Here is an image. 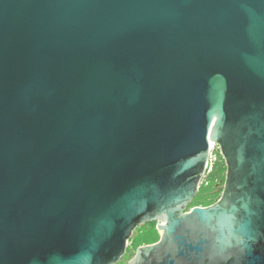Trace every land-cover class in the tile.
<instances>
[{
  "label": "water",
  "instance_id": "1",
  "mask_svg": "<svg viewBox=\"0 0 264 264\" xmlns=\"http://www.w3.org/2000/svg\"><path fill=\"white\" fill-rule=\"evenodd\" d=\"M150 223L128 264H264V0H0V264H118Z\"/></svg>",
  "mask_w": 264,
  "mask_h": 264
},
{
  "label": "rangeland",
  "instance_id": "2",
  "mask_svg": "<svg viewBox=\"0 0 264 264\" xmlns=\"http://www.w3.org/2000/svg\"><path fill=\"white\" fill-rule=\"evenodd\" d=\"M217 165H219V168L223 170V172L220 174L218 181H216L215 186L213 188V191H208L206 192L205 195H209L210 197L207 198L206 201H209L211 203L216 202L219 197L221 196L223 187H224V181H225V175H226V167L224 162H220ZM217 165H213L211 166V170L207 171V174L205 176V178L203 179V182L201 184V187L204 184H207V180H208V176L211 172H213V169H215V166ZM201 191V189H200ZM200 193V192H199ZM199 195V194H198ZM212 195V196H211ZM194 202L192 203L191 207H194ZM197 206V205H196ZM199 206H204V204L199 205ZM154 224L155 223H150V224H144L139 226L133 233L131 239L129 240V245H128V250L125 256H123V258L118 262V264H128L129 261L134 257L135 253H136V249L138 246H140L142 244V242L140 243L139 240L144 238L145 233L150 232L151 230H153L154 228ZM145 244V243H143Z\"/></svg>",
  "mask_w": 264,
  "mask_h": 264
},
{
  "label": "trees",
  "instance_id": "3",
  "mask_svg": "<svg viewBox=\"0 0 264 264\" xmlns=\"http://www.w3.org/2000/svg\"><path fill=\"white\" fill-rule=\"evenodd\" d=\"M222 172H223V170L219 168V165L215 166V169H213V172H211L208 176L207 184H204L201 187V191L194 201L195 206L196 205L199 206L202 204H204V206H208V205L213 204L209 201H206L207 198L210 196L205 195V194L208 191H213V188L215 186L216 181H218V179H221V178H219V176ZM159 238L160 237H159L158 231L156 229V223H155L153 230H151L148 233H145L144 238L139 240V241H140V243L142 242L141 245H143V243L151 244V243L157 242L159 240Z\"/></svg>",
  "mask_w": 264,
  "mask_h": 264
},
{
  "label": "built area",
  "instance_id": "4",
  "mask_svg": "<svg viewBox=\"0 0 264 264\" xmlns=\"http://www.w3.org/2000/svg\"><path fill=\"white\" fill-rule=\"evenodd\" d=\"M221 161H222V159H221V156L219 154V151H218L217 147L214 145L212 153H211V156H210V159H209V162H208L207 171L211 170V169H209V168H211V166L217 165Z\"/></svg>",
  "mask_w": 264,
  "mask_h": 264
},
{
  "label": "flooded vegetation",
  "instance_id": "5",
  "mask_svg": "<svg viewBox=\"0 0 264 264\" xmlns=\"http://www.w3.org/2000/svg\"><path fill=\"white\" fill-rule=\"evenodd\" d=\"M223 162V161H222Z\"/></svg>",
  "mask_w": 264,
  "mask_h": 264
}]
</instances>
